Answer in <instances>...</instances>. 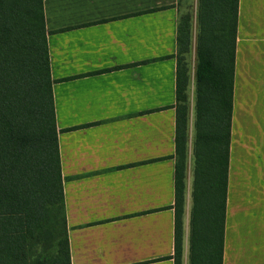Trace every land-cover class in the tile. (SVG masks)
<instances>
[{"label": "crops", "instance_id": "crops-1", "mask_svg": "<svg viewBox=\"0 0 264 264\" xmlns=\"http://www.w3.org/2000/svg\"><path fill=\"white\" fill-rule=\"evenodd\" d=\"M180 3L42 0L70 264H174ZM222 264H264V0H238Z\"/></svg>", "mask_w": 264, "mask_h": 264}, {"label": "trees", "instance_id": "trees-1", "mask_svg": "<svg viewBox=\"0 0 264 264\" xmlns=\"http://www.w3.org/2000/svg\"><path fill=\"white\" fill-rule=\"evenodd\" d=\"M238 0H197L188 264H222ZM188 14L179 16L174 264H182ZM42 0H0V264H70ZM48 239L53 257L41 259ZM35 249V250H34ZM45 250V249H44Z\"/></svg>", "mask_w": 264, "mask_h": 264}, {"label": "rangeland", "instance_id": "rangeland-1", "mask_svg": "<svg viewBox=\"0 0 264 264\" xmlns=\"http://www.w3.org/2000/svg\"><path fill=\"white\" fill-rule=\"evenodd\" d=\"M181 14H188L190 18L189 22V38L190 45L189 51L185 56V62L187 67V87H186V97H187V155H186V172H185V196H184V207H183V222L186 221L187 225V239L189 247V220L192 209V184H193V170H194V156H193V146H194V135H195V120H196V87L194 81V68L196 64V38H197V23H196V11H197V0H181L180 3ZM48 239L43 240V244H38L37 251L35 254L39 253V248L44 249L41 251V259H49L53 257L55 247L49 241L50 247L48 248ZM183 256V255H182ZM183 264V260H182ZM186 264H188V254Z\"/></svg>", "mask_w": 264, "mask_h": 264}]
</instances>
